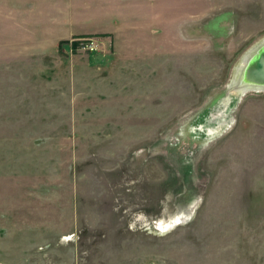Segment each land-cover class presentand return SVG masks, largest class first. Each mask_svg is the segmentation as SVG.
I'll list each match as a JSON object with an SVG mask.
<instances>
[{
	"label": "rangeland",
	"instance_id": "obj_1",
	"mask_svg": "<svg viewBox=\"0 0 264 264\" xmlns=\"http://www.w3.org/2000/svg\"><path fill=\"white\" fill-rule=\"evenodd\" d=\"M121 1L0 0V60L37 59L1 39L32 15L130 36V82L68 80L112 59L102 34L69 38L39 70L0 64V264H264V93L233 86L264 38V0ZM48 138L72 159H19ZM191 207L185 225L151 229Z\"/></svg>",
	"mask_w": 264,
	"mask_h": 264
},
{
	"label": "crops",
	"instance_id": "obj_2",
	"mask_svg": "<svg viewBox=\"0 0 264 264\" xmlns=\"http://www.w3.org/2000/svg\"><path fill=\"white\" fill-rule=\"evenodd\" d=\"M124 1V0H123ZM121 1V2H123ZM116 14V12H115ZM115 14L112 16H107V13L100 14L103 19L108 20H115L118 18V16H115ZM99 15V16H100ZM23 16V15H22ZM19 21L22 19V24L16 25L15 30H18L16 33H14L13 38L12 35H8V38L4 36V38L1 37V39L4 41L10 40V43L15 44L16 46L21 45V52L23 54L28 53L35 56L37 59L34 61H30L28 63L20 62L18 60L14 61H5L0 60V64H5L6 67H34V68H45V66L42 64V61H40L39 57H46L50 55H54L58 52L60 45L68 40L69 38L73 36H78L79 34H86V33H92V34H102V36L108 35L112 41H115V44H113V55L112 59L109 60V62H106L105 65L95 67L91 70L94 72L92 73L90 68L86 66V63L79 62L74 63L71 65V72L72 76L68 77V80L72 83H75V78L78 74V80L79 82H91V78H97L100 81V84L108 83V82H115V83H125L130 82V80H124V78L130 76V43H124L122 41H125V39H128L130 41V36L128 31H126V28L129 27V25H125L122 27H118L119 24H115L111 22L110 26L100 27L98 25H93L94 29H91L90 31H86L84 28H80L79 25L75 24L73 19L71 18V15H42L41 18L37 16H28V17H20L16 18ZM25 20V22H24ZM130 23V22H129ZM113 26V27H112ZM122 30V31H120ZM120 41V42H119ZM119 42V43H117ZM23 46V47H22ZM139 47H142L141 45H138ZM18 50V48L16 49ZM133 51V50H132ZM145 51H153V52H160L161 47L160 45L155 46L153 49L150 47ZM156 55H154V58ZM149 60V59H148ZM159 60V59H158ZM5 61V62H2ZM58 67H61V63H54L53 68L57 69ZM106 67V68H105ZM39 70V69H37ZM83 73V74H82ZM105 76H108L110 79H105ZM106 77V78H108ZM117 78V80H115ZM123 78V79H122ZM65 79V77H64ZM101 79H103L101 81ZM122 79V80H121ZM85 82V83H86ZM97 84V83H96ZM100 92V91H99ZM93 93L91 95H88L85 93H80L81 98H84L83 100L87 98H93L97 99L99 98V95H97V91L90 92ZM76 95L73 94L71 97L68 98V100H76ZM35 111H31L30 114H39V107L34 108ZM63 109L49 107L46 109L47 114H70V107L67 108V113H63ZM78 113L81 114H87V111L84 108L79 109ZM36 143V145H35ZM31 147L25 152V154H22V150L20 151V157L19 159H72L71 158V149L70 146L66 148L67 153L65 152V147L62 148H54V139L48 138L44 141H35L32 140L29 142ZM66 154V156H65ZM2 159V158H0Z\"/></svg>",
	"mask_w": 264,
	"mask_h": 264
},
{
	"label": "bare ground",
	"instance_id": "obj_3",
	"mask_svg": "<svg viewBox=\"0 0 264 264\" xmlns=\"http://www.w3.org/2000/svg\"><path fill=\"white\" fill-rule=\"evenodd\" d=\"M263 51H264V38L256 46H254L247 54H244V57L241 59L238 67L235 70L234 85H233L235 89L234 93L236 92L240 94L243 93L246 94L250 92L264 93V84H259L255 82V80L251 77L248 68L249 65H251L253 61L256 60L257 57L263 53ZM221 125H223V123ZM194 211H195V207H191L190 211L178 213L171 218L169 217L170 219L168 220L165 221L156 220L155 222L151 223L152 225L151 229L155 232L157 236L158 235L162 236L165 233L168 234L171 231H173L175 228L185 225L186 222H189L194 214Z\"/></svg>",
	"mask_w": 264,
	"mask_h": 264
},
{
	"label": "water",
	"instance_id": "obj_4",
	"mask_svg": "<svg viewBox=\"0 0 264 264\" xmlns=\"http://www.w3.org/2000/svg\"><path fill=\"white\" fill-rule=\"evenodd\" d=\"M248 68L249 73L255 82L264 84V51L251 65H249Z\"/></svg>",
	"mask_w": 264,
	"mask_h": 264
},
{
	"label": "built area",
	"instance_id": "obj_5",
	"mask_svg": "<svg viewBox=\"0 0 264 264\" xmlns=\"http://www.w3.org/2000/svg\"><path fill=\"white\" fill-rule=\"evenodd\" d=\"M84 44H82L83 49L86 51H94L95 50V45L93 41H83Z\"/></svg>",
	"mask_w": 264,
	"mask_h": 264
}]
</instances>
